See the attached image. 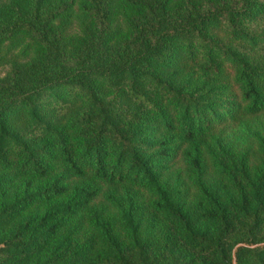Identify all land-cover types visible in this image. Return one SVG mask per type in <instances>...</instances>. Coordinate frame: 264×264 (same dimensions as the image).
<instances>
[{
    "label": "trees",
    "instance_id": "trees-1",
    "mask_svg": "<svg viewBox=\"0 0 264 264\" xmlns=\"http://www.w3.org/2000/svg\"><path fill=\"white\" fill-rule=\"evenodd\" d=\"M118 4L140 16L106 55ZM4 47L0 264H264V135L221 143L264 125V0H0ZM177 158L189 183L165 177Z\"/></svg>",
    "mask_w": 264,
    "mask_h": 264
},
{
    "label": "rangeland",
    "instance_id": "rangeland-1",
    "mask_svg": "<svg viewBox=\"0 0 264 264\" xmlns=\"http://www.w3.org/2000/svg\"><path fill=\"white\" fill-rule=\"evenodd\" d=\"M175 5L177 8H179V10H182V14H183L185 10L182 7V4L176 3ZM75 14H78V13L75 11ZM138 16H140L139 12L137 13L135 9L130 8L129 6L126 7V6H123L122 4H118L116 6L114 19L116 21H119L120 28H119V32L117 36L114 37L110 41L109 45L105 46L104 53L106 55H113L117 52L118 49L122 48L123 46L122 44L125 41H127L129 38V31L126 26L131 25V23H134L135 20L138 18ZM70 20H71V24L69 26L68 32L66 33L63 39V42L65 45L66 53L68 55L67 56L68 60H73L72 58H74V55H76L77 51L81 49L80 38L82 36V32L78 24V21L76 20V16L75 15L71 16ZM37 49L38 47L33 42H31L27 37H23V43L20 46L11 48L10 51L14 53V56H13L14 58L24 60V59H28L29 57L33 56L36 53ZM7 50H8L7 47L2 48L0 54H2L3 56L5 53H7L6 52ZM9 66H10V63H8L7 61L0 62V77H3L8 72ZM110 98L111 99L114 98L115 100H118L121 102L122 97L120 93L112 92L110 94ZM223 133H224L223 136L220 135L222 139L221 143L232 146V148L235 151V154H237V156H240L243 153H245L249 148H252L258 145L259 141H257L256 137L264 135V125H262L260 120H257V121L251 120L249 123L244 122L241 125L231 126V128L229 129L226 128L223 131ZM217 136H219V132L217 133ZM177 160L179 159L177 158L174 161L172 168L166 172L165 177H169L170 181H173L180 172L182 173L181 179L185 181V183H189V181H191L192 178L194 177H192L190 172L185 171L183 162L177 161ZM227 160H229V156H225L222 154V158L220 159V162L218 163L222 164L224 161H227ZM230 162H233V161L231 160ZM211 172H212L211 175H214L215 179H217L218 174L215 173L214 169L213 170L211 169ZM100 185L102 186L103 190H105L107 187L106 184H100ZM184 185L182 186L179 185V187L182 189V192L184 191ZM131 194H133L136 198H140L143 200L149 199L148 192L142 189L137 191L135 190V188H130V189L120 188L118 191L117 197H119L120 199L124 197V199H126ZM189 195H190L189 198L191 199L195 197L193 193ZM101 203L103 205L110 204V202L107 203L105 198L102 195H100L99 198L95 199L94 204L98 205ZM110 210L113 211V208H110ZM82 228H83L82 233L85 232L84 230L88 229L86 224H84ZM21 264H26V263L23 262Z\"/></svg>",
    "mask_w": 264,
    "mask_h": 264
}]
</instances>
